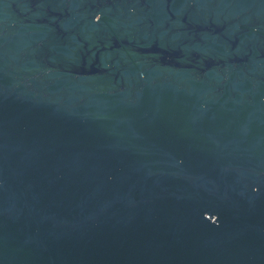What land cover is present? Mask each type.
<instances>
[{"label": "water", "instance_id": "95a60500", "mask_svg": "<svg viewBox=\"0 0 264 264\" xmlns=\"http://www.w3.org/2000/svg\"><path fill=\"white\" fill-rule=\"evenodd\" d=\"M0 264H264V0H0Z\"/></svg>", "mask_w": 264, "mask_h": 264}]
</instances>
